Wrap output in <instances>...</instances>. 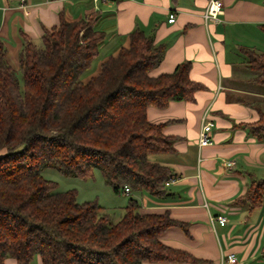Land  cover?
<instances>
[{
    "label": "trees",
    "instance_id": "obj_1",
    "mask_svg": "<svg viewBox=\"0 0 264 264\" xmlns=\"http://www.w3.org/2000/svg\"><path fill=\"white\" fill-rule=\"evenodd\" d=\"M95 20L94 14L78 20L60 14L57 26L44 29L40 44L23 35L22 83L0 51V264L9 257L32 264L36 256L42 264L199 263L160 240L166 229H185L184 223L168 212L141 213L131 193L165 197L166 182L175 177L151 160L175 149L165 125L149 121L148 107L194 101L203 86L190 78L188 61L152 76L165 46L140 28L129 34L128 47L85 82L106 36ZM244 53L254 81L264 86V53ZM254 107L259 119L245 127L264 142V101ZM51 166L83 179L98 170L117 194H126L129 186L122 217L115 222L97 202H79L75 189L59 191L42 173ZM263 201L261 179L235 204L252 211Z\"/></svg>",
    "mask_w": 264,
    "mask_h": 264
},
{
    "label": "crops",
    "instance_id": "obj_2",
    "mask_svg": "<svg viewBox=\"0 0 264 264\" xmlns=\"http://www.w3.org/2000/svg\"><path fill=\"white\" fill-rule=\"evenodd\" d=\"M223 3L219 19L206 20L207 0H0V51L22 83L23 35L40 44L44 29L57 26L60 14L69 20L94 14L95 27L106 36L85 82L100 73L104 61L129 46V34L136 28L165 46L152 76L172 73L178 64L190 62V78L203 86L195 100L147 109L149 121L163 123V133L173 138L175 151L151 160L168 166L174 182L166 186L165 197L131 194L141 204V213L168 212L184 223L186 230L169 227L160 240L189 252L201 261L196 264H221L229 253L236 255L237 264H264V201L252 211L235 204L253 180L264 179V142L245 127L259 119L254 105L264 101V86L254 81L256 74L247 67L244 53H264V0ZM170 11L176 12L173 22L168 21ZM205 112L215 122L213 144L200 148L197 140ZM221 215L227 218L224 226L216 219ZM34 261L42 264L39 256ZM4 264L17 261L9 257Z\"/></svg>",
    "mask_w": 264,
    "mask_h": 264
},
{
    "label": "rangeland",
    "instance_id": "obj_3",
    "mask_svg": "<svg viewBox=\"0 0 264 264\" xmlns=\"http://www.w3.org/2000/svg\"><path fill=\"white\" fill-rule=\"evenodd\" d=\"M20 79L22 82V74ZM42 173L45 178L57 182L59 191L75 189L79 202L95 201L102 206L106 213L113 219L114 217L118 218L124 214V207L127 205L129 199L128 194L115 193L113 189L104 182L98 170H94L92 176L85 179L66 177L52 166L43 170Z\"/></svg>",
    "mask_w": 264,
    "mask_h": 264
},
{
    "label": "built area",
    "instance_id": "obj_4",
    "mask_svg": "<svg viewBox=\"0 0 264 264\" xmlns=\"http://www.w3.org/2000/svg\"><path fill=\"white\" fill-rule=\"evenodd\" d=\"M100 1V0H95ZM223 0H207V4L204 10V17L206 20H218L219 15L222 12L223 9ZM176 19V12L170 11L168 15V21L173 22ZM215 126V122L209 117L208 113L205 112V114L202 116L201 119V125L199 130V136H198V146L200 148L209 146L213 144V128ZM227 166L233 165V162H226ZM174 182V179H170L166 182V186L170 185ZM125 192L126 194L131 193V189L129 186H125ZM217 221L221 226H224L227 222V218L225 216H217ZM213 221L214 218H212ZM238 259L234 253L226 254L221 261V264H237Z\"/></svg>",
    "mask_w": 264,
    "mask_h": 264
}]
</instances>
